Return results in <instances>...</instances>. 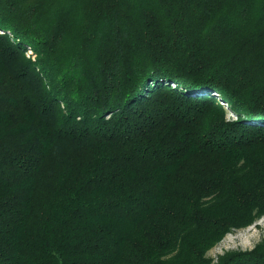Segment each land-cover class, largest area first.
Masks as SVG:
<instances>
[{
	"label": "trees",
	"instance_id": "obj_1",
	"mask_svg": "<svg viewBox=\"0 0 264 264\" xmlns=\"http://www.w3.org/2000/svg\"><path fill=\"white\" fill-rule=\"evenodd\" d=\"M263 216L264 0H0V264H213Z\"/></svg>",
	"mask_w": 264,
	"mask_h": 264
},
{
	"label": "rangeland",
	"instance_id": "obj_2",
	"mask_svg": "<svg viewBox=\"0 0 264 264\" xmlns=\"http://www.w3.org/2000/svg\"><path fill=\"white\" fill-rule=\"evenodd\" d=\"M28 49L26 56L29 61L35 62L42 58L39 54H33L30 50L31 48ZM45 71L46 75H49V72L47 70ZM221 104L227 111L226 120L228 122L237 120L238 116L226 104L222 102ZM256 249L264 252V216L249 227L231 231V233L227 234L220 243L207 253V257L212 260L213 264H217L220 257L226 256L229 253Z\"/></svg>",
	"mask_w": 264,
	"mask_h": 264
}]
</instances>
